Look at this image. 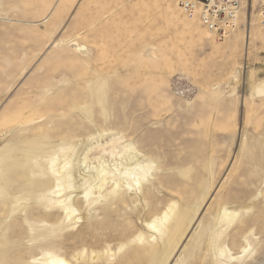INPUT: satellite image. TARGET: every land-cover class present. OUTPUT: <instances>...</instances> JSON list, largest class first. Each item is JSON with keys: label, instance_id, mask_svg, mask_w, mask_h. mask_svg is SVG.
Returning <instances> with one entry per match:
<instances>
[{"label": "rangeland", "instance_id": "rangeland-1", "mask_svg": "<svg viewBox=\"0 0 264 264\" xmlns=\"http://www.w3.org/2000/svg\"><path fill=\"white\" fill-rule=\"evenodd\" d=\"M182 1L0 0V264H43L46 253L152 264L120 245L152 234L145 222L173 203L184 219L158 264H264V97L249 84L251 71L264 77V26L248 10L219 36ZM128 142L152 161L145 199L127 190L90 229L81 209L65 219L25 203L42 179L29 169L47 164L39 154L63 145L71 171L104 161L115 172ZM222 206L237 214L216 223L229 249L219 256L208 243Z\"/></svg>", "mask_w": 264, "mask_h": 264}, {"label": "bare ground", "instance_id": "bare-ground-1", "mask_svg": "<svg viewBox=\"0 0 264 264\" xmlns=\"http://www.w3.org/2000/svg\"><path fill=\"white\" fill-rule=\"evenodd\" d=\"M183 1L189 4L193 3L192 0ZM242 4L243 8L233 24L230 25L231 27L235 26V22L241 14H245L248 10L251 14L256 8L255 1L253 2V6H251L250 4L249 8L246 7L245 0H242ZM180 8H182L181 5ZM195 10H199V7L196 6ZM177 12H179V10H177ZM194 15L192 18H197L198 21L202 24L200 20V12L197 11L196 15ZM255 15L257 16L256 13ZM207 29H209V27ZM211 31L216 32V30L214 29ZM252 75L253 73L251 71L249 79L251 95L264 97V77L261 79L257 78L256 81H254L252 79ZM237 77L238 76H235L234 78L238 79ZM173 88L175 89V85H173ZM121 138L122 137H117V139ZM125 146L129 150H133L134 153L128 155L119 154L123 156V158H126L122 166L115 169V172L109 170V168H107V164H105L104 161H101L98 166L92 167L93 170L87 174H77L76 172H73L74 170L71 171V169L67 168V161L72 154H59L60 151H66L67 153V148L63 145H58L57 149L59 152L57 153L48 155L39 154L38 158L41 156L46 158L47 164L46 166H44L43 164L39 165L37 163L38 165L36 166H38V169H32V171L31 169H29L28 177L34 176L38 173L39 176H41L40 178L42 179L37 181V183L35 184V188H33L29 193H25L26 196H24L25 198L23 197L26 201L25 203L28 204V200L33 197L35 202L40 206L42 205L43 208L53 207L59 209L64 214L65 219L72 218L74 216V213L78 209H81L85 214V222L83 226H81V228L90 229L96 224V221L99 219V215H104L106 211H112L114 206H120L127 202V190L139 189L140 197H142V199H145L147 193L151 191L152 185H149L147 187V183H141V181H145V177L148 171L144 170L145 168L150 166L152 161L150 160L148 154L139 152L133 143L128 142L127 144H125ZM38 158H35V162L38 161ZM35 170L37 171L35 172ZM139 171L141 172L139 173ZM72 175H74L75 177H73ZM73 178L75 179V182ZM82 186H85L83 192H81L82 194L84 193V195L77 194L72 197L73 190ZM93 188L96 189L97 195L91 198L90 196ZM0 192L4 193L1 188ZM84 202H88V205L85 206ZM177 206L178 205H176L175 203L168 205L167 208L162 211V213H158L157 215L152 217L151 220L145 222V225L147 226V228H149L150 231H152V234L148 235L147 237H144L143 235H137L134 239L123 242L120 245V249L130 244L131 247H134V249H136V251L141 252L143 255L149 256L151 260L154 261L152 264H158L157 262L159 261L158 259H160V255H157V253H162L160 252L159 248L165 250L172 238L171 233L177 226H179L183 222L184 219V215L179 216L178 219L173 218ZM236 214L237 213L235 211L228 210L226 207L222 206L218 209L214 221L210 227L212 228L210 232L211 239L209 240L208 245L210 247V251H214V253L219 256H223L226 251L229 252V249L226 245H221L218 242L219 232L216 229V223L218 220H222L225 218L230 220L229 217L234 218L236 217ZM232 221H234V219ZM79 241L80 243H83L84 239L80 238ZM84 252V249L79 250L77 253V258L85 261ZM243 252L247 253L249 251L247 249H243L242 253ZM229 257L233 256L229 254ZM43 261V264H69L63 258L50 253L45 254Z\"/></svg>", "mask_w": 264, "mask_h": 264}, {"label": "built area", "instance_id": "built-area-1", "mask_svg": "<svg viewBox=\"0 0 264 264\" xmlns=\"http://www.w3.org/2000/svg\"><path fill=\"white\" fill-rule=\"evenodd\" d=\"M193 3L183 1L180 5L188 17L192 18L196 12H200L202 25L209 27L210 30H216L219 36L224 35V29L233 24L238 14L243 8L242 0H192ZM246 7L256 3L253 10L258 16V22L264 26V0H245ZM198 6L199 10H195ZM194 15V16H195Z\"/></svg>", "mask_w": 264, "mask_h": 264}]
</instances>
